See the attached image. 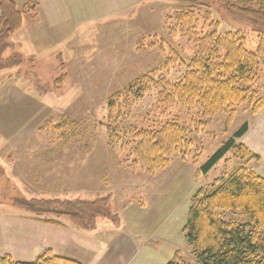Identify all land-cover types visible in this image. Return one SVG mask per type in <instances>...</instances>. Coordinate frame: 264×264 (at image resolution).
I'll use <instances>...</instances> for the list:
<instances>
[{"label": "rangeland", "instance_id": "1", "mask_svg": "<svg viewBox=\"0 0 264 264\" xmlns=\"http://www.w3.org/2000/svg\"><path fill=\"white\" fill-rule=\"evenodd\" d=\"M13 1L19 9L38 3L39 14L24 16L5 55L18 59L0 71L4 80L0 83V253L20 252L27 258L19 260L28 262L32 252L23 240L36 247L45 240L56 255L81 264H168L177 252L198 264L184 233L191 199L200 188L233 170L240 159L231 153L207 175L197 173L248 123L247 137L238 143L250 150L255 147L258 154L251 151L260 159L253 158L249 168L264 178V108L253 114L244 105L229 127L227 114H219L199 131L201 111L178 105L158 108L159 91L154 86L135 101L134 93L114 97L124 109H115L112 119L107 100L143 76L177 81L183 66L167 68L165 60L173 51L185 60L196 55L194 35L214 30L207 10L220 23V33L246 31V45L252 51L258 45L253 30L264 31V24L227 11L223 0ZM191 5L197 8L193 24L184 28L179 16L188 13ZM51 6L56 10H48ZM259 64L258 90L264 100V58ZM61 76L64 83L56 89ZM63 116L76 126L55 141L56 135L50 137L41 128ZM172 119L187 127L200 156L186 161L174 157L166 169L151 173L142 165L130 167L134 157L129 139L109 143V126L126 132L152 130ZM251 128L256 131L250 133ZM104 198L114 218H98L89 229H75L70 226L72 219L54 213L70 210L66 205L70 201ZM19 199L31 201L32 208L19 205ZM31 216L57 219L71 229L50 230L24 220Z\"/></svg>", "mask_w": 264, "mask_h": 264}, {"label": "trees", "instance_id": "2", "mask_svg": "<svg viewBox=\"0 0 264 264\" xmlns=\"http://www.w3.org/2000/svg\"><path fill=\"white\" fill-rule=\"evenodd\" d=\"M223 2L227 11L240 12L253 22L264 24V0ZM38 6V3L29 2L23 9H19L13 0H0V71L11 66L13 58L18 59L16 56L5 57L12 46L10 39L22 28L26 14L37 17ZM204 6L210 7L207 3ZM189 8L188 13L179 16L184 28L193 24L194 12L197 9L194 5ZM206 18L211 21L214 30L205 35H194L196 55L185 60L179 52L173 51L174 55L165 60L164 65L167 68L176 64L183 66L184 72L180 78L175 82H170L164 77L155 79L150 75L139 78L125 88L124 92L119 91L108 98L111 119L115 109H124L122 105H117L114 97L121 99L134 93L132 101H135L144 97L152 86L159 91L156 103L158 108L170 109L176 105L198 108L202 115L197 129L199 131L207 129L209 122L219 114H227L229 127L238 109L244 105L251 107L253 114L264 108V100L259 97L258 90L259 61L264 58V31L253 30L257 35L258 45L252 51L246 45V31L238 29L220 33V23L214 21L211 11H206ZM19 59L22 60L21 57ZM2 81L4 82L0 77V83ZM63 83L64 77L61 76L56 80V89H61ZM73 125L75 124L70 117L63 116L58 123L47 121L41 130L49 133L50 137L52 133L56 135L52 139L57 141L64 139L65 132ZM112 127H108L111 133L110 144L115 139L130 140V156L134 157L130 167L142 165L147 171L154 173L166 169L174 157L186 161L201 155L187 127L178 119L167 121L152 130L131 128L126 132ZM248 131L249 124L245 123L197 173L207 175L231 153L240 159V163L233 170L212 185L200 188L191 199L184 233L192 256L198 264H264V178L249 168L250 161L253 158L260 159V156L238 143ZM17 201L21 206L32 208L31 201ZM109 203L108 198L94 202L70 201L66 204L70 210L54 213L72 219L70 226L75 229H89L98 218H114ZM228 215L232 216L230 220H227ZM35 219L67 226L57 219ZM70 226L67 227L71 228ZM0 264L81 263L47 250L32 262L18 261L4 255L0 257ZM168 264L193 263L187 260L182 252H177Z\"/></svg>", "mask_w": 264, "mask_h": 264}, {"label": "crops", "instance_id": "3", "mask_svg": "<svg viewBox=\"0 0 264 264\" xmlns=\"http://www.w3.org/2000/svg\"><path fill=\"white\" fill-rule=\"evenodd\" d=\"M85 1V0H84ZM90 1V0H89ZM56 8H57V6H51L48 10H50V9H53V11L54 10H56ZM53 11H51V13L53 12ZM54 15V14H53ZM35 21V20H34ZM262 124L264 123V122H261ZM260 123V124H261ZM260 124H259V121H258V125L256 126V129H257V127L258 126H260ZM256 129H252L251 128V131H250V133H253V131H256ZM256 133V132H255ZM245 137H247V134L242 138V140L243 139H245ZM245 145V144H244ZM247 146V145H246ZM254 148L255 147H252V151H254V152H256L255 150H254ZM257 153V152H256ZM258 154V153H257ZM260 155V154H259ZM24 220H28V221H30V222H36V223H39L40 225H42V226H46V227H49L50 228V230L51 229H54V228H56V229H58L59 231H61V230H65V231H68V227L67 226H65V225H56V224H50V223H45V222H43V221H41V220H39V221H37L34 217H30V218H25ZM71 229V228H70ZM26 238H28V237H26ZM45 238V237H44ZM15 241H17V239H14ZM34 240H37V238H35ZM19 241H21V239H19ZM23 241H25V246H27L25 249L26 250H28L29 251V253L31 254V252H32V254L31 255H29L30 256V258H28V259H31L30 261H28V262H32V261H34V260H36L39 256H40V254L41 253H43V252H45V251H47V250H53V246H51V247H49L46 243H45V240H41V241H43L44 242V244L42 245V247H39V246H34V244L31 242V240H23ZM37 242V241H36ZM38 244V243H37ZM30 246H33L31 249H30ZM35 247V249L36 250H34L33 248ZM50 248V249H49ZM54 251V250H53ZM3 255H9V256H11L13 259H16V260H18V261H22V260H19V258H27V257H24V256H22V257H20V252H16V251H5V252H1L0 253V257L1 256H3Z\"/></svg>", "mask_w": 264, "mask_h": 264}]
</instances>
